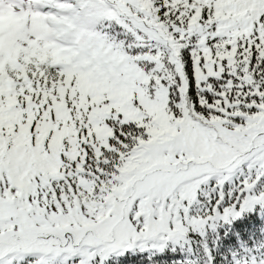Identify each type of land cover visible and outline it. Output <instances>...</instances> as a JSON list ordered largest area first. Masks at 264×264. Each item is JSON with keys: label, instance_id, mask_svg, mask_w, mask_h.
<instances>
[{"label": "snow or ice", "instance_id": "6c2138e0", "mask_svg": "<svg viewBox=\"0 0 264 264\" xmlns=\"http://www.w3.org/2000/svg\"><path fill=\"white\" fill-rule=\"evenodd\" d=\"M4 16L0 264H211L219 225L264 238V0H0ZM252 248L232 264H264Z\"/></svg>", "mask_w": 264, "mask_h": 264}, {"label": "trees", "instance_id": "16d2710c", "mask_svg": "<svg viewBox=\"0 0 264 264\" xmlns=\"http://www.w3.org/2000/svg\"><path fill=\"white\" fill-rule=\"evenodd\" d=\"M231 234V240L228 239L226 233L229 231ZM216 233L219 234L220 239H215V233H213L207 239V246L211 251L213 257L211 264H232V259L236 250L252 248L254 243H259L260 248H252V251H260L264 255V238H259L256 232L255 226L252 225H238L236 221L232 222V226L219 225L216 229ZM147 253H129L130 264L133 258L143 260L147 257ZM163 256L164 254H159ZM218 258V259H217ZM207 257H204V262L207 264ZM154 264H161L157 257H153Z\"/></svg>", "mask_w": 264, "mask_h": 264}, {"label": "rangeland", "instance_id": "374dc122", "mask_svg": "<svg viewBox=\"0 0 264 264\" xmlns=\"http://www.w3.org/2000/svg\"><path fill=\"white\" fill-rule=\"evenodd\" d=\"M15 21L7 16L0 17V29L7 28L10 24L14 23Z\"/></svg>", "mask_w": 264, "mask_h": 264}]
</instances>
